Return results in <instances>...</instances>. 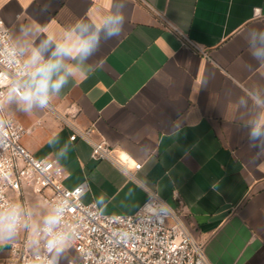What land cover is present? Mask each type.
<instances>
[{"label":"crops","instance_id":"1","mask_svg":"<svg viewBox=\"0 0 264 264\" xmlns=\"http://www.w3.org/2000/svg\"><path fill=\"white\" fill-rule=\"evenodd\" d=\"M117 12L126 18L121 36L105 40L101 31L88 60L63 58L81 74L45 107L4 98L5 112L28 129L22 145L55 159L64 186L83 185L81 201L102 214L132 215L153 192L182 216L210 264H264V136H250L264 128V59L253 56L264 48V0H0L28 66L23 83L42 41L52 40L47 61L78 21L95 30ZM84 129L140 169L129 177L93 159L87 143L69 140ZM28 199L37 227L48 209ZM16 239L0 243V264H17Z\"/></svg>","mask_w":264,"mask_h":264},{"label":"built area","instance_id":"2","mask_svg":"<svg viewBox=\"0 0 264 264\" xmlns=\"http://www.w3.org/2000/svg\"><path fill=\"white\" fill-rule=\"evenodd\" d=\"M28 66L10 39L0 15V211L18 206L20 226L10 243L11 258L17 264H48L55 255L72 251L65 264H210L203 244L197 242L182 216L155 193L132 215H105L96 204L81 201L84 186H64L65 173L55 159H37L21 139L28 129L3 108L4 98L16 86L23 90ZM91 129L74 130L70 141L79 139L90 147V155L107 161L129 177L140 163L115 154L104 140H93ZM29 195L48 209L64 210L54 231L65 236L58 253L46 247L45 224L32 225ZM55 264L56 261H55Z\"/></svg>","mask_w":264,"mask_h":264},{"label":"clouds","instance_id":"3","mask_svg":"<svg viewBox=\"0 0 264 264\" xmlns=\"http://www.w3.org/2000/svg\"><path fill=\"white\" fill-rule=\"evenodd\" d=\"M120 9L125 7L121 4ZM126 18L122 12H117L106 16L100 27L93 30V26L85 22H77L65 38L64 42L56 43L52 58L44 61L42 51L52 44L51 38L41 42L39 48L32 52L29 63L35 66V71L30 74L29 80L20 90L21 86H16L9 94V100L15 96L26 105L28 110L33 104L45 107L50 99V92H59L68 81V77H77L81 74V69L74 65H65L63 58H78L82 63L89 59L99 50L101 31L104 32V39L120 37L124 28ZM264 39V35L261 36ZM253 56L257 59H264V48H256ZM63 70V74L56 75ZM56 76L55 79L53 77ZM250 136L257 139L264 136V128L255 126L251 129ZM63 206L58 205L51 214L45 217V232L49 236L46 247L49 251L59 252L65 243V236L54 231L55 226L60 222ZM21 211L18 206H11L4 211H0V243L12 239L20 226ZM48 264H55V260Z\"/></svg>","mask_w":264,"mask_h":264}]
</instances>
